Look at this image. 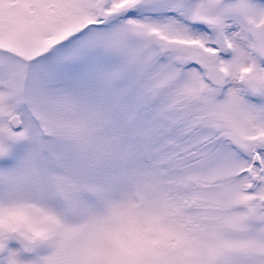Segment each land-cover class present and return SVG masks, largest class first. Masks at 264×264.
Wrapping results in <instances>:
<instances>
[{
	"label": "snow or ice",
	"instance_id": "6c2138e0",
	"mask_svg": "<svg viewBox=\"0 0 264 264\" xmlns=\"http://www.w3.org/2000/svg\"><path fill=\"white\" fill-rule=\"evenodd\" d=\"M0 264H264V0H0Z\"/></svg>",
	"mask_w": 264,
	"mask_h": 264
}]
</instances>
